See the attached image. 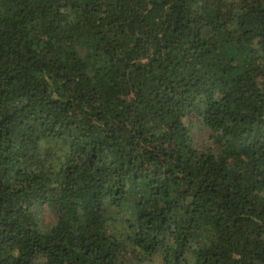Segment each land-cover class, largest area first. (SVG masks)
Listing matches in <instances>:
<instances>
[{
    "label": "trees",
    "instance_id": "obj_1",
    "mask_svg": "<svg viewBox=\"0 0 264 264\" xmlns=\"http://www.w3.org/2000/svg\"><path fill=\"white\" fill-rule=\"evenodd\" d=\"M0 264H264V0H0Z\"/></svg>",
    "mask_w": 264,
    "mask_h": 264
},
{
    "label": "rangeland",
    "instance_id": "obj_2",
    "mask_svg": "<svg viewBox=\"0 0 264 264\" xmlns=\"http://www.w3.org/2000/svg\"><path fill=\"white\" fill-rule=\"evenodd\" d=\"M197 132L195 139H196V145H200L203 148L210 150L213 149V146L211 145V141H208L207 137H205L204 135H206L205 133L201 132V131H196ZM194 132V135H195Z\"/></svg>",
    "mask_w": 264,
    "mask_h": 264
}]
</instances>
